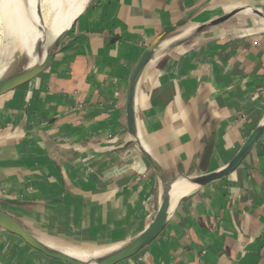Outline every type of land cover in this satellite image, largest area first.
I'll use <instances>...</instances> for the list:
<instances>
[{
  "label": "crops",
  "instance_id": "0c3cea01",
  "mask_svg": "<svg viewBox=\"0 0 264 264\" xmlns=\"http://www.w3.org/2000/svg\"><path fill=\"white\" fill-rule=\"evenodd\" d=\"M250 8L227 36L199 44L207 24ZM262 9L264 0H89L50 67L0 96V209L55 244L117 249L162 207L145 151L165 181L185 184L160 236L119 264H264V132L236 171L197 182L264 126V33L244 35ZM188 26L197 33L176 43ZM160 36L133 137L129 79ZM0 264L67 263L0 229Z\"/></svg>",
  "mask_w": 264,
  "mask_h": 264
},
{
  "label": "water",
  "instance_id": "95a60500",
  "mask_svg": "<svg viewBox=\"0 0 264 264\" xmlns=\"http://www.w3.org/2000/svg\"><path fill=\"white\" fill-rule=\"evenodd\" d=\"M35 1L38 5V14L35 22V29L36 31H38V24L44 19V17L49 18L50 16L43 13L44 8H47V6L44 7L42 0ZM83 14L84 11L76 17L71 16L67 23L63 27H61V29H59L55 39L49 44H46L43 47L39 48H30L28 46L23 47L22 51L19 52L15 60L6 68L3 73L0 74V96H3L9 92L14 91L15 89L28 84L29 82L33 81L41 74H43L50 67L59 51L61 50L63 43L70 35L73 28ZM50 19L51 17L48 21H51ZM163 39L164 37L162 36L158 37L144 51L136 66L134 67L129 79L126 94V113L128 132L133 137H137V123L135 114L137 89L147 66L159 52ZM262 132H264V126L257 128L252 133V135L248 138L237 155L225 168L215 173L207 174L205 177H200L199 179H197V182L208 184L212 181L230 175L231 173L236 171L242 164V162L246 159L250 152V149L256 142L257 137ZM142 154L150 164V166L155 170L157 176L164 182L165 191L162 198V207L154 221L148 226L147 229H145L141 234H139L129 243L113 250L112 252L90 259L88 262L83 261L49 246L47 243L43 242L36 235H34L30 230H28L15 217L9 215L2 209H0V229L21 238L28 246L39 251L45 256L57 261L65 262L67 264H119L125 260L135 257L150 243L157 239L166 228L173 211V188L174 185L178 182V179L169 182L165 181L164 174L158 164L154 161V159H152V157H150V155H148V153H146L145 151H143ZM208 161L209 156L206 158V165L208 164ZM203 169L206 170V167H204ZM181 179L185 180L186 177H181Z\"/></svg>",
  "mask_w": 264,
  "mask_h": 264
},
{
  "label": "bare ground",
  "instance_id": "6f19581e",
  "mask_svg": "<svg viewBox=\"0 0 264 264\" xmlns=\"http://www.w3.org/2000/svg\"><path fill=\"white\" fill-rule=\"evenodd\" d=\"M88 1L89 0H42L44 7L47 6V8L42 7L44 8L43 13L49 15L51 21H48L50 18L49 16V18L44 17L38 24L39 28L38 31H36L35 22L38 14V5L35 0H0V55L1 53L4 54L0 60L5 57L9 58L15 52H21L25 46L39 48L52 42L59 29L67 23L71 16L76 17L85 10ZM252 13L253 11L251 8L244 9L239 11L237 15L231 19L221 18L212 21L205 26L207 33L202 34L199 44L211 43L227 36L231 31L232 22H242L245 16L251 15ZM260 14L263 15L264 18V9L260 11ZM255 33H264V19L261 25H250L244 30V35ZM184 184L183 181H178L174 185L172 195L173 208L174 204L181 196ZM162 198L160 202H163ZM33 233L36 235L35 232ZM36 236L54 249L63 251L86 262L98 256L106 255L116 249L115 245L102 248L87 244L71 246L60 245L50 242V240L44 237Z\"/></svg>",
  "mask_w": 264,
  "mask_h": 264
},
{
  "label": "rangeland",
  "instance_id": "374dc122",
  "mask_svg": "<svg viewBox=\"0 0 264 264\" xmlns=\"http://www.w3.org/2000/svg\"><path fill=\"white\" fill-rule=\"evenodd\" d=\"M228 12L229 11L225 12V9H223V10H214L213 14L210 13L208 17L213 18V17H216V16H222V15L227 14ZM221 18L222 17H219L218 19H221ZM218 19H216V20H218ZM193 25H197V24H191V26H193ZM197 31H198L197 27L196 28H191L189 26L188 27H184L183 29H181L179 32H177L175 34V36L176 37L178 36L180 39L174 40V41L176 43H178V42H182L184 38L190 39V38L194 37V35L197 33ZM183 33H185V34H183ZM183 35H184V37H182ZM18 54H19L18 52L17 53L15 52L9 58L5 57L4 59L2 58V60H0V74L3 73L6 70V68L15 60V58H16V56ZM3 55L4 54L1 53L0 58ZM64 244H67V243H64Z\"/></svg>",
  "mask_w": 264,
  "mask_h": 264
}]
</instances>
